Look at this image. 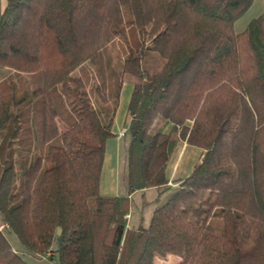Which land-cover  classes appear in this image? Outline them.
<instances>
[{"label":"trees","instance_id":"obj_1","mask_svg":"<svg viewBox=\"0 0 264 264\" xmlns=\"http://www.w3.org/2000/svg\"><path fill=\"white\" fill-rule=\"evenodd\" d=\"M253 0H0V264H264V11ZM144 37L136 48L125 31ZM127 52L114 57V41ZM89 62L104 116L77 72ZM134 77L124 195L99 193L121 77ZM54 96L69 111L60 126ZM201 149L184 177L168 163ZM177 189L147 226L131 195ZM7 233H13L18 247Z\"/></svg>","mask_w":264,"mask_h":264},{"label":"rangeland","instance_id":"obj_2","mask_svg":"<svg viewBox=\"0 0 264 264\" xmlns=\"http://www.w3.org/2000/svg\"><path fill=\"white\" fill-rule=\"evenodd\" d=\"M264 11V0H253L251 6L244 11L234 22V31L241 32L245 29L248 23L257 18ZM127 41L131 47L136 48L137 45L144 40L149 43V39L142 35L135 28H127L125 31ZM112 48L114 57L122 56L127 52V45L123 39L117 38ZM77 72L83 75L85 79V91L89 94L92 104L98 108L106 117L113 112V97L107 102H100L96 96L95 86L98 79L94 75V70L89 62H85L77 69ZM122 85L119 93L118 103L115 116L112 122L113 135L109 136L105 142V157L103 161L102 171L99 180V193L103 195H124L126 194L125 174H126V151L130 138L128 127V111L127 106L131 96L134 77L129 74H124L122 77ZM56 106L59 111L60 126L65 125L69 120V111L66 110L63 102L54 96ZM182 142L174 151L167 167V174L170 176L172 165L178 161L181 162L179 176H186L193 169L194 165L199 160V148L188 146L186 151L180 154ZM172 179V178H171ZM177 189V184L174 182L168 188L151 187L144 190L136 191L131 195L130 212L128 214V226L137 228L139 225L147 226L152 211L162 203ZM9 242L14 247H18L19 243L13 233H7ZM24 259L30 264H56V257L49 259L48 257L34 258L26 254ZM172 262L173 260H154L153 264H161L164 262Z\"/></svg>","mask_w":264,"mask_h":264},{"label":"crops","instance_id":"obj_3","mask_svg":"<svg viewBox=\"0 0 264 264\" xmlns=\"http://www.w3.org/2000/svg\"><path fill=\"white\" fill-rule=\"evenodd\" d=\"M128 121H129V118H128ZM190 146L188 144H186L185 142H182V145H181V149H180V154H182L181 152H185L187 147ZM195 147V146H194ZM200 154H201V149L199 150V153L196 152V155L200 157ZM180 165H181V162L178 163V161H176L173 165H172V169H171V173H170V179H176V178H180L181 176H179V172H180ZM183 177V176H182Z\"/></svg>","mask_w":264,"mask_h":264},{"label":"built area","instance_id":"obj_4","mask_svg":"<svg viewBox=\"0 0 264 264\" xmlns=\"http://www.w3.org/2000/svg\"><path fill=\"white\" fill-rule=\"evenodd\" d=\"M2 226H0V228H1Z\"/></svg>","mask_w":264,"mask_h":264}]
</instances>
